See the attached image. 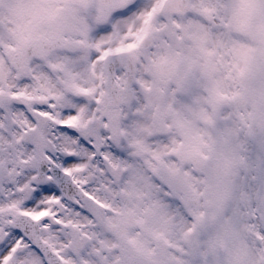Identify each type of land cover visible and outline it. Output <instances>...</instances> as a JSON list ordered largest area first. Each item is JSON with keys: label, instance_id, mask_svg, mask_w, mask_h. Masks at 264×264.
Instances as JSON below:
<instances>
[{"label": "flooded vegetation", "instance_id": "flooded-vegetation-1", "mask_svg": "<svg viewBox=\"0 0 264 264\" xmlns=\"http://www.w3.org/2000/svg\"><path fill=\"white\" fill-rule=\"evenodd\" d=\"M163 1L135 0L132 7L103 23L99 12L89 7H110L108 2L112 0H90L93 4H86L85 0H4L0 1L3 4L0 6L3 8H0V29L10 30L12 35L21 32L29 38L56 32L64 46L60 56L67 58L68 65H75L77 56L93 61L100 55L131 50L138 47L136 42L143 36H149L151 49L145 52L138 47L135 56L147 57L148 66L172 61L177 66V72L175 79L147 72L153 87L162 90L163 96L151 98L153 105L147 108L149 112L140 119L135 132L151 135L155 146V135H165L167 127L164 115L159 114L157 121V105L164 104L168 98L166 95L171 94L185 112H188L189 106L198 110V113L189 115H199L207 121L216 122L218 128L212 130L233 144L236 157L230 160L233 168L228 172L227 184L220 188L213 186L206 194L212 202L210 216L223 240L237 231L239 240L249 245L252 231L258 232L256 229L264 238V109L256 113L252 102L243 109H236L233 100L250 92L264 97V0H175V7L183 9L182 13L172 17L160 13L156 20L154 10L161 12L164 3L169 0ZM45 73L46 67L35 68L33 76L24 79L26 89L31 92L43 88L45 83L41 82L46 79ZM205 73L210 76L209 85L203 80ZM58 78V75L54 76V83ZM199 88L209 91L200 96ZM138 105L137 97H124L123 131H129V112L139 111ZM160 109L163 111L167 107ZM107 115V109L98 114L89 126L90 132L98 128L105 135L106 130L97 122L99 120H105L107 127L115 129L116 124H108ZM221 119L225 124L220 128ZM205 134L210 133H200L201 136ZM135 151L138 154L139 150ZM154 160L146 165L152 174L148 181L151 191L155 190L157 179H167L161 173L156 176L157 161ZM196 179L204 181L199 175ZM179 183L182 187L186 186L183 180ZM198 192L202 194V190ZM234 199L238 202L235 203ZM245 200L251 204L244 207ZM147 205L155 207L153 192ZM257 206L256 216L250 219L248 212ZM204 213L206 211L201 209V215ZM245 218L251 224H260H235L237 219L243 221ZM182 223L184 228L190 225L187 219H183ZM187 239L198 249L206 245L211 247L215 238L210 231Z\"/></svg>", "mask_w": 264, "mask_h": 264}, {"label": "rangeland", "instance_id": "rangeland-1", "mask_svg": "<svg viewBox=\"0 0 264 264\" xmlns=\"http://www.w3.org/2000/svg\"><path fill=\"white\" fill-rule=\"evenodd\" d=\"M1 89H4L5 91H8L7 88L3 87ZM82 114V113H81ZM18 152L20 154H24L26 155V150L25 149H20V148H17ZM1 152V151H0ZM10 152V151H9ZM18 153V154H19ZM7 154V151L5 152H2L0 153V161L5 158L4 155ZM19 154V156H20ZM9 155V154H8ZM6 159V158H5ZM18 161L19 160H16V162H13L11 166L14 165L15 168L18 169L17 172H22V170H25L28 168H25V166H18ZM9 169H6L4 167H1L0 166V188H3L5 187L6 185V193H5V198H3V201H0V210L2 211V215L5 219L6 222H8V219L10 217H12L21 207H23L24 204H27L29 203V201L27 199H25V196L27 197V195H25V190H28V192L31 191V189L33 188V186L31 185V180H33L32 178H27V177H23V178H27L28 180H24L22 178V181L25 182V183H18V184H15L14 183V180L11 179V177L13 176V172H10L8 171ZM134 176V175H133ZM5 182H7V184L3 185ZM133 182H130L129 184H131ZM107 188H109L108 186H106ZM110 189V188H109ZM2 193H4L3 189H2ZM110 193H111V196L109 195V193L107 194L108 196V199L111 200L112 198V191L110 189ZM43 203H45V201H42ZM23 209V208H21ZM157 213V212H156ZM7 216H10L7 218ZM85 217L79 215V214H75L74 215V221L77 223V224H80V223H83L86 219H84ZM167 221V218L166 217H163V216H160V214H156V217L153 221V231L155 233V236L156 238H159L160 236L163 235V230H166L167 231V225H166V222ZM5 227L2 226L0 228V232L2 229H4ZM109 230L106 226H103V230L102 232L104 233V230ZM111 231V230H109ZM178 229H173L171 228L170 229V234L175 236L176 234H178ZM115 233V231H114ZM118 233V232H117ZM120 233V232H119ZM4 233H2L3 235ZM12 234V233H11ZM51 234V233H50ZM107 237L104 239V242L106 244H111V243H114V239H112L111 235L109 234H105ZM12 236V242H18L16 237L11 235ZM58 239H61V241H68V235L67 234H63L62 230L60 232V235H56ZM51 239H52V236H51ZM61 241L60 243L59 242H54L53 241V246L55 247H61L62 244H61ZM19 244L15 245L12 249H11V257H9V262H7L6 264H37V259H36V256L28 251H26L24 249V244L19 240ZM13 246V244L11 245V247ZM20 246V248H19ZM157 248H156V258L157 260L159 261L160 264H163L165 263L166 261H168V259H166V255L167 254L166 252H164L162 250V246H161V243H158L156 244ZM17 248H19L18 250H16ZM9 250V248L7 250H0V262L3 260L2 259V256L5 252H7ZM64 250V253L66 255H68V251H67V248H63ZM16 251V252H15ZM191 252L194 253V250L191 249ZM168 256V255H167ZM69 262L70 264H78L76 261H74V258L73 257H69ZM95 264H100L99 261L97 262H94ZM2 264H4L2 262ZM81 264V262L79 263Z\"/></svg>", "mask_w": 264, "mask_h": 264}]
</instances>
